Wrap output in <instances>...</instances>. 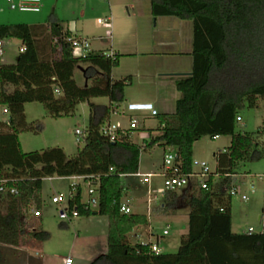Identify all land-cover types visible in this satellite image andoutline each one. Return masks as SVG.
Returning a JSON list of instances; mask_svg holds the SVG:
<instances>
[{
    "label": "trees",
    "instance_id": "1",
    "mask_svg": "<svg viewBox=\"0 0 264 264\" xmlns=\"http://www.w3.org/2000/svg\"><path fill=\"white\" fill-rule=\"evenodd\" d=\"M150 9L153 17L171 15L192 21V69L172 76L180 93L175 110L155 116L159 134L141 145L131 140L132 131L114 141L100 131L112 110L119 108L132 80L131 75L111 76L120 54L107 57L104 50H91L75 56L65 40L73 34L55 14L45 23L0 26V38H20L26 52L15 66L0 65V105L8 111V122L0 120V180L17 189L16 194L1 195L0 244L18 246L25 235L41 241L48 237L43 229L27 232L25 227L32 206L39 209L42 204L44 178L93 175L99 176L98 207L81 201L80 186L69 200L79 216L98 214L108 219L107 251L88 264H264V231H232L227 190L242 163L264 157V142L259 138L264 127L236 129L238 110L254 107L258 97L264 98V0H150ZM78 62L87 63L81 69L86 79L83 87L72 78ZM52 85L60 92L57 97L51 94ZM98 96L107 97L109 104L89 102L83 146L75 155L66 157L58 148L22 150L19 133L42 128L41 121H25L27 100L41 101L48 115L60 117ZM217 135L230 136L229 146L214 153L213 173L220 180L212 175L206 188L193 181L180 191L162 193L161 211H187V232L177 250L155 254L146 242L131 244L127 234L148 221L143 213L120 212L126 190L120 174L136 173L141 149L156 144L173 149L182 172H189L193 143Z\"/></svg>",
    "mask_w": 264,
    "mask_h": 264
},
{
    "label": "rangeland",
    "instance_id": "2",
    "mask_svg": "<svg viewBox=\"0 0 264 264\" xmlns=\"http://www.w3.org/2000/svg\"><path fill=\"white\" fill-rule=\"evenodd\" d=\"M45 3H47L46 8L43 7L39 12H22L10 9L6 0H0V26L45 23L50 13L54 12L59 19L63 20V26L68 28L73 35L87 38L91 44V49H105V43L102 39L105 38L107 30H111L112 38H119L123 44L120 48L121 52L134 53L120 55L118 65L113 67L111 71L114 78L118 79L126 75H131L132 78L131 83L125 87L124 100L119 104L118 109L125 108L128 102H150L159 113L174 112L176 100L179 98V91L176 89L174 81L169 77H160L159 74L155 73L151 65L158 57L138 54L140 51L152 50L158 38L174 37L173 32L164 28L160 22L157 23L156 17H153L149 12L150 0H47ZM128 13L131 15V20L127 17ZM105 21L109 26L104 25ZM136 24L141 26L137 30L144 43L141 47L135 43H130V39L135 37L130 38V33L136 32ZM1 41L0 65L3 67L15 66L19 57L26 54L25 45L18 37H2ZM20 47H23L24 50L20 51ZM182 60L186 62L189 59L183 57ZM86 66L87 63L78 62L72 70V78L79 87L85 85V77L81 69ZM51 87L52 96L57 97L59 93L55 92V86L52 85ZM125 97L128 99L126 100ZM89 102L107 105L109 99L105 96L91 97L89 101L77 104L72 114L60 117L48 115L41 101L37 99L27 100L24 103L25 121L32 124L41 121L42 128L38 132L27 130L19 133L18 137L22 150L24 152H41L46 149L58 148L66 157L75 155L77 149L83 146L82 136L76 135L75 129L85 131L88 122ZM4 108V105H0V120L8 118V113L3 112ZM238 115L242 120L236 121L237 130L256 131L258 128L264 127V98L258 97L254 107L244 106L240 108ZM110 119L112 122L120 121L125 125L128 120L125 115L121 114L112 115ZM137 121L139 128L132 131L130 135L134 143L141 145L144 140L149 141L151 137L159 134L156 129L158 123L155 117L143 119L139 116ZM77 138H80V142L77 141ZM228 144V135H222L219 138L203 136L192 145L191 162H206L207 167L214 172L216 161L213 153L217 152L219 148L223 149ZM169 150L173 149L158 144L150 149H141L138 172H160L163 156ZM192 167L196 169L193 164ZM240 172L246 174L234 175L236 179H231L227 187L228 191L236 189V193L231 194L232 231L239 232L251 227L252 232H261L264 229V157L242 163ZM121 179L126 188L122 200L131 198L132 212L145 214L148 221L146 225L135 226V229L127 234L129 242L135 244L139 241H147L149 230L152 229L154 235L151 240L155 242V235L157 234L159 236L158 246L164 252H175L181 236L187 232V211L180 209L176 213H164L159 209L162 197L160 193H151L152 199L149 207H147V185L139 183L138 178L132 175L121 176ZM214 180L219 181L220 178L215 176ZM75 182H79L81 200L86 201L88 199L87 184L84 181L75 180L71 177H46L42 180L40 216L34 219L32 211L38 209L34 206L27 213L25 226L27 232L33 228H40L48 232V237L41 242L40 256L45 253L51 258L53 264H61L60 257L66 255H70L71 259L74 258V264H81L79 259L85 258L84 252L92 244L91 238L86 235L95 234L98 237L96 242L98 254L95 255L106 252L105 248L102 249L103 246L100 245L101 227L98 225L91 228V226L85 225L88 220L87 216L71 218L65 221L66 225L59 224L62 221L58 217L60 207L51 202V197L57 193H62L64 196L76 193V190L71 187ZM150 188H163V178L161 176L151 177ZM182 189L180 188L178 191ZM242 195L246 196L245 200L242 199ZM2 198L0 196V201ZM93 209L96 207L93 206ZM104 218L106 219V217ZM166 225L169 226L168 233L163 235L162 232ZM77 229L81 231L86 229L88 232L79 237L73 244V236L77 233ZM30 239L29 235L22 238L24 243ZM10 250H12L11 246L0 244L2 254L0 264H10ZM34 258H36L35 264H39V256L36 255Z\"/></svg>",
    "mask_w": 264,
    "mask_h": 264
},
{
    "label": "built area",
    "instance_id": "3",
    "mask_svg": "<svg viewBox=\"0 0 264 264\" xmlns=\"http://www.w3.org/2000/svg\"><path fill=\"white\" fill-rule=\"evenodd\" d=\"M8 3V7L12 10H18L22 12H39L42 7V0H6ZM104 25L109 26L107 22H104ZM107 36L110 35V31L107 30ZM65 40L69 43L70 47L73 50V54L75 55V51L77 54L75 56H83L87 54L89 51H91V44L87 38H81L75 35L67 36ZM53 42H58V39L55 37L53 39ZM20 51H23L24 48L20 47ZM2 53V41L0 38V55ZM114 51L111 49L104 50L103 55L107 57H113ZM55 92L60 93L57 88H55ZM4 113H8L7 108L5 107L3 109ZM125 115L128 120L127 124H123L120 121L112 122L109 118L100 128V131L102 134L106 135L111 141H114L121 133H125L127 131H134L139 128V123L137 121V117H142L143 114H147L150 117H155L159 114L157 109L154 107V105L150 102H128L126 104V107L119 110L114 109L111 112V115ZM238 121L240 120V117L237 116L236 118ZM4 122H8V118L6 120H1ZM76 135H81L82 139L85 136V131H80L79 129H75ZM216 137V136H214ZM77 141L80 142V138H77ZM177 155L174 150H169L166 154L163 156L162 160V167L160 172H148V173H140L136 172L131 174L133 177L138 178L139 183L146 184V204L147 207H149V204L151 202V193H160L162 194L166 190H178L180 188H184L188 186L191 182L197 181L198 184L202 188L207 187V182L210 178V176H217L214 174L208 167L206 162L203 161H194L192 164L196 166V169L193 167L189 172H182L179 162L177 161ZM110 170H113V168H110ZM125 174H120V176H124ZM153 176H161L163 178V188H157V189H151L150 188V179ZM72 179L75 180H82L87 184V196L88 199L86 201H82L86 203L87 205L98 207L99 202V176H83V175H73L69 176ZM79 186V182L73 183L71 186L77 191V188ZM230 194L236 193V189H231ZM17 189L14 186H6V180H0V196L5 194H16ZM75 193H71L69 196H64L62 193L54 194L51 197V202L53 204H57L60 208L58 211V217L62 221H68L71 218L78 217V210L76 209V206L70 207L69 200L71 197L74 196ZM155 197V195H154ZM242 199L245 200L246 196L242 195ZM131 198H127L125 200H122L119 206V210L122 213H131V207L130 202ZM33 216H40L39 209L33 210ZM169 226L166 225V227L163 230V235H166L168 233ZM249 232H252V228H248ZM264 231V229L262 230ZM149 238L146 242L150 250L158 254L161 252V248L158 246V239L159 236L155 235V242L151 240V237L154 235L152 232V229L149 230ZM153 239V237H152ZM72 259L71 257L65 258V264H71Z\"/></svg>",
    "mask_w": 264,
    "mask_h": 264
},
{
    "label": "crops",
    "instance_id": "4",
    "mask_svg": "<svg viewBox=\"0 0 264 264\" xmlns=\"http://www.w3.org/2000/svg\"><path fill=\"white\" fill-rule=\"evenodd\" d=\"M46 1L47 0H42L41 9L43 7L46 8V5H47V3H45ZM149 12L151 13V9H149ZM50 14H54V12H51ZM127 17L131 20L130 13L127 14ZM156 22L157 23L160 22L164 28H166L169 31H172L174 34V37H172V38L171 37L170 38H167V37L166 38L165 37L158 38L156 40L155 44L153 45L152 50L146 51V52L140 51V52H138V54L139 55H150V56L158 57V59L151 66L155 70V73L159 74L160 77H164V78L169 77L172 79V76L175 74L190 73L191 69H192V56H191V51H192V22H191V20L179 19L175 16L166 15V16H157ZM139 26H138V24H136V29H135L136 32H134L133 29H130V31H133L130 33V38L132 36H135L134 38L130 39L131 40L130 43H135L136 45L141 47V45H144V43H143L142 39L140 38L139 32H137V30H139ZM109 31H110V35L109 36L106 35L105 38L102 39L103 43H105V47H104L105 49H100V48L94 49L93 48L92 50L97 51V50L111 49L115 53H118L120 55L134 54V53L121 52L120 48L123 45L121 40L119 38L113 39L112 38L113 33L111 30H109ZM132 40H135V42H132ZM184 45H186V46H184ZM183 57H188L189 60L186 62H183V60H182ZM121 77H124V76H121ZM179 96H180V93H179ZM125 99L127 100L128 98L125 97ZM149 117L150 116H148L147 114L142 115L143 119H147ZM241 120H242V118L240 117L239 121H241ZM148 129H152V128H148ZM221 136L222 135H217L214 138H219ZM228 137H229V144H230V136L228 135ZM259 138H261V141L264 142V132ZM229 144L226 145L223 149L219 148L218 150L226 149L229 146ZM214 153H213V155H214ZM146 173H148V172H146ZM245 174L246 173H241L239 171V173L236 175H245ZM263 178H264V176H263ZM232 179L235 180L236 176H233ZM99 217H101V218H99ZM104 217H106V216L98 215V214H92V216L87 215L88 220L85 222V225H89V226H91V228L97 227L98 225L101 227V235L99 236L100 242H101L100 245L103 246L102 249L105 248V250L107 251L108 219H107V217H106V219ZM36 218L37 217L34 216V219H36ZM96 218H97V220H95ZM98 219H104V220H98ZM59 224L66 225V223L64 221H61ZM134 229L135 228H133L132 230H134ZM231 229H232V218H231ZM247 231H248V229L247 230L243 229L242 231H239V232L236 231V233L247 232ZM87 232L88 231L86 229L82 230V231L77 229V233H75V235L73 236L74 237L73 244H75L74 242L76 240H78L79 237L85 235ZM86 236L91 238L92 244L89 248H87L85 250V252H84V254H86L85 258L79 259L81 264H83L84 262L86 264H88L92 260V258L97 256L95 254H98L97 253V250H98L97 245L98 244L96 243L98 241V237L95 234L94 235L93 234L92 235H86ZM147 241H148V239H147ZM147 241H139V242H147ZM41 242H42L41 240L31 238L26 243L19 244L18 246L9 245L12 247V250H10L11 251L10 252L11 258L9 259L10 264H35L36 258H34V257L36 255L39 256V258H38L40 261L39 264H53V261L51 260V258H49V256H47L45 253L40 256V254H41L40 252L42 251ZM103 242H104V245H103ZM161 252H164V251L161 249ZM66 257H70V255H66L65 257H60L61 264H65V258ZM74 261L75 260L73 258L71 264H74Z\"/></svg>",
    "mask_w": 264,
    "mask_h": 264
},
{
    "label": "water",
    "instance_id": "5",
    "mask_svg": "<svg viewBox=\"0 0 264 264\" xmlns=\"http://www.w3.org/2000/svg\"><path fill=\"white\" fill-rule=\"evenodd\" d=\"M85 85H86V79H85Z\"/></svg>",
    "mask_w": 264,
    "mask_h": 264
}]
</instances>
